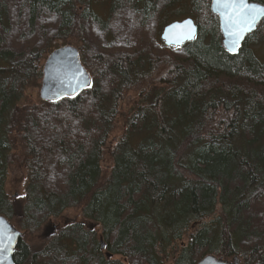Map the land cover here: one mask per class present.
<instances>
[{
    "label": "trees",
    "instance_id": "obj_1",
    "mask_svg": "<svg viewBox=\"0 0 264 264\" xmlns=\"http://www.w3.org/2000/svg\"><path fill=\"white\" fill-rule=\"evenodd\" d=\"M210 1L111 0L102 18L91 0H0V215L22 232L15 264H264V20L229 54ZM179 6L198 33L166 47ZM65 45L90 85L33 97ZM70 209L89 231L65 224ZM52 224L44 247L28 246Z\"/></svg>",
    "mask_w": 264,
    "mask_h": 264
},
{
    "label": "water",
    "instance_id": "obj_2",
    "mask_svg": "<svg viewBox=\"0 0 264 264\" xmlns=\"http://www.w3.org/2000/svg\"><path fill=\"white\" fill-rule=\"evenodd\" d=\"M251 3L264 6L256 2ZM210 12L218 17V26L222 39L221 44L229 54L235 53L244 39L253 33L264 19H258L253 29L245 33L243 38L239 40L238 47L232 50L233 45L225 27V19L216 8L213 0L210 2ZM188 23L191 25V37L185 35ZM197 32L198 28L194 21L191 18H186L182 21H175L166 25L160 37L167 47H178L185 42L192 41L196 37ZM90 81L88 72L79 60L77 48L70 45L62 46L50 52L43 63L42 78L38 92L39 98L42 101L52 102L64 97H71L87 88L90 85ZM0 233L4 237L3 244L0 246H6V250L0 252V264H15L13 256L21 233L2 216H0ZM8 236L11 237L10 241L7 239ZM196 264H239V259L233 258L229 261L222 257L206 255Z\"/></svg>",
    "mask_w": 264,
    "mask_h": 264
},
{
    "label": "rangeland",
    "instance_id": "obj_3",
    "mask_svg": "<svg viewBox=\"0 0 264 264\" xmlns=\"http://www.w3.org/2000/svg\"><path fill=\"white\" fill-rule=\"evenodd\" d=\"M110 1L111 0H91L92 9L95 11V13H97L102 18H106L108 8L110 5ZM178 8H179L178 11H176L175 10L176 8H175V9L170 10L168 13H166L165 20L170 22V20H172V21L181 20V19L186 18V17L192 18V16L189 13V10L186 6H179ZM256 47H257V51H255V52L257 54V58L261 62H264V45H257ZM43 63H42V66H43ZM5 67H6V64L2 60H0V69L5 68ZM0 77H1V74H0ZM40 82H41V80H40ZM40 82H39L38 87L31 94L33 97H35V95L38 97ZM106 162H107V160H105L104 163H106ZM17 175H18V177H17ZM22 183L23 182H21V179H19L18 173L15 174V178L10 177L9 180L6 181V192H7V194L9 196H11L12 198L13 197H15V198L19 197L20 194H22V188H21V185H23ZM62 219L65 222V224L73 222V221H78V220L81 221L80 218L78 217V214L76 213V211L71 210V209L69 211L65 212ZM61 220L58 221V225L62 223ZM52 225H55V224H52ZM44 226L45 227L43 229H41L40 231H38V233L35 236L28 237L25 239V241H26V243H28L29 247H35L36 249L37 248L41 249L42 246L44 247L45 244L49 241V239H50L49 235H48L49 231L46 228V226H48V225H44Z\"/></svg>",
    "mask_w": 264,
    "mask_h": 264
},
{
    "label": "snow or ice",
    "instance_id": "obj_4",
    "mask_svg": "<svg viewBox=\"0 0 264 264\" xmlns=\"http://www.w3.org/2000/svg\"><path fill=\"white\" fill-rule=\"evenodd\" d=\"M216 8L225 19V27L233 49L238 47V42L243 35L253 29L258 19L264 18V6L251 3L250 0H213ZM185 35L192 36L191 25H186ZM3 234L0 233V245L3 244ZM7 239L10 241L11 237ZM6 250V246H0V252Z\"/></svg>",
    "mask_w": 264,
    "mask_h": 264
},
{
    "label": "flooded vegetation",
    "instance_id": "obj_5",
    "mask_svg": "<svg viewBox=\"0 0 264 264\" xmlns=\"http://www.w3.org/2000/svg\"><path fill=\"white\" fill-rule=\"evenodd\" d=\"M71 223V222H70ZM89 221H80L79 224L82 226V228L85 230V231H89L90 230V227H89ZM47 230L49 231L48 235L49 237H53V235H55V230H56V225H49L47 226ZM91 230L93 232V230H95V239L98 243V249H104V244H100V240H99V235H98V226L96 224H92V227H91Z\"/></svg>",
    "mask_w": 264,
    "mask_h": 264
}]
</instances>
